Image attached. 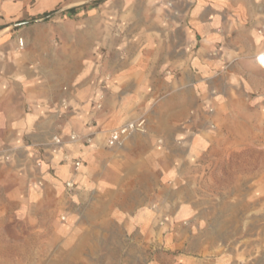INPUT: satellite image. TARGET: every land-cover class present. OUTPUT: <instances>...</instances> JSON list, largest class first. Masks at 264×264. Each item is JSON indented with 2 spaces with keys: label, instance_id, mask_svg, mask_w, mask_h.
<instances>
[{
  "label": "crops",
  "instance_id": "1",
  "mask_svg": "<svg viewBox=\"0 0 264 264\" xmlns=\"http://www.w3.org/2000/svg\"><path fill=\"white\" fill-rule=\"evenodd\" d=\"M262 26L264 0H0V153L14 151L0 155V193L21 182L41 206L54 192L68 222L91 229L127 224L149 201L176 219L190 204V157L260 136ZM142 117L144 131L108 144ZM73 131L91 142L36 166L42 143ZM48 229L41 221L26 241L33 262L49 257Z\"/></svg>",
  "mask_w": 264,
  "mask_h": 264
},
{
  "label": "rangeland",
  "instance_id": "2",
  "mask_svg": "<svg viewBox=\"0 0 264 264\" xmlns=\"http://www.w3.org/2000/svg\"><path fill=\"white\" fill-rule=\"evenodd\" d=\"M258 124L251 142L222 137L189 158L190 204L176 219L162 201H149L124 225L73 226L54 192L39 206L19 182V191L0 193V264H264V120ZM41 221L49 225V257L36 263L26 241Z\"/></svg>",
  "mask_w": 264,
  "mask_h": 264
},
{
  "label": "built area",
  "instance_id": "3",
  "mask_svg": "<svg viewBox=\"0 0 264 264\" xmlns=\"http://www.w3.org/2000/svg\"><path fill=\"white\" fill-rule=\"evenodd\" d=\"M264 27V26H263ZM263 29L260 30L262 32ZM258 61L261 62L264 58L263 55H260L257 57ZM264 66V65H263ZM99 106L101 104L99 103ZM145 118H141L140 120H131L125 122L123 125L113 128L109 131V138H108V144L111 146L120 145L122 144L125 137L131 135L134 132L137 131H144L145 130ZM92 134H83L76 131L71 132L68 136H62L60 134H54L52 139L50 141H47L45 143L41 144V148L43 149V152L40 154V159L37 160L36 166L41 167L42 165V159L49 155H54L56 153H59L63 151V160L64 161H70L71 160V154L67 150V147L71 146L74 143L84 142L86 144H89L92 140ZM3 158L10 159L11 156V149H5L2 153ZM73 165L75 170H79L82 167V161L80 159H73ZM40 184H42L41 181H39ZM66 186L69 190L73 191L77 184L72 181H66Z\"/></svg>",
  "mask_w": 264,
  "mask_h": 264
},
{
  "label": "bare ground",
  "instance_id": "4",
  "mask_svg": "<svg viewBox=\"0 0 264 264\" xmlns=\"http://www.w3.org/2000/svg\"><path fill=\"white\" fill-rule=\"evenodd\" d=\"M260 55H263L264 56V53H262V54H259L258 56H260ZM257 56V57H258ZM257 60H258V58H257ZM259 62V61H258ZM262 66L264 65V58H263V60L261 61V62H259Z\"/></svg>",
  "mask_w": 264,
  "mask_h": 264
}]
</instances>
